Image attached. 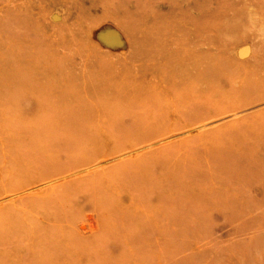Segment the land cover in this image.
Returning <instances> with one entry per match:
<instances>
[{"label":"rangeland","instance_id":"obj_1","mask_svg":"<svg viewBox=\"0 0 264 264\" xmlns=\"http://www.w3.org/2000/svg\"><path fill=\"white\" fill-rule=\"evenodd\" d=\"M130 2L0 0V264H264V0Z\"/></svg>","mask_w":264,"mask_h":264},{"label":"bare ground","instance_id":"obj_2","mask_svg":"<svg viewBox=\"0 0 264 264\" xmlns=\"http://www.w3.org/2000/svg\"><path fill=\"white\" fill-rule=\"evenodd\" d=\"M115 3H116V5L110 7V10H109V8H107V9L104 8V10H105L104 11V17H110L111 16V18L113 19V18H117V17H122L124 14L129 15V8L131 6L130 0H118V1L115 0ZM138 5H139L138 3H133V8L137 9ZM119 9H121V11ZM118 11H120V12H118ZM14 14H17V11L14 10V13H12L10 15V20L9 19L8 20H0V28H1V34H2L1 40H0V44L7 43V44H9V47H17V46H20V44L25 42L24 38L17 37V36H18V34H24L25 33V32L23 33V31H21V28H27L28 27L27 26L28 25V20H26L24 18H21V19H19L18 17L16 18ZM132 22L133 21L131 20L128 23L132 24ZM128 23L124 26L125 27L124 29H126L129 32V34H131V32H133V30H132L131 26ZM134 24L136 26H139L138 24H140V21H138V24L137 23H134ZM233 24L236 25L237 23L233 22ZM20 25H22V26H20ZM141 25H143V24H141ZM97 27L98 26L96 25V28ZM100 27H102V26H100ZM100 27H99V29H100ZM96 28H94V29H96ZM27 43H28V41H27ZM117 53H115L114 55H117ZM132 55H133V58H132ZM113 57H115V58H112L113 63L116 64V65H119L118 63L120 62V59H123V58L125 60H127V62L129 60L131 61V58L133 60L136 59V57L134 56V52L133 53H128L127 55H125L123 57H121V56H113ZM83 65H84V63H83ZM104 70H105V73L110 74L107 71V69H104ZM34 86H35V84H32L28 88H31V87H34Z\"/></svg>","mask_w":264,"mask_h":264}]
</instances>
